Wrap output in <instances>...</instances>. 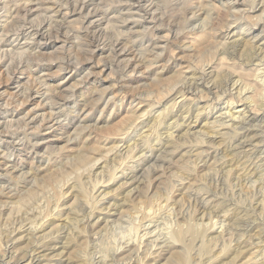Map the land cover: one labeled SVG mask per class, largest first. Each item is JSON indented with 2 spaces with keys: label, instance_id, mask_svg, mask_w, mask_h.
Masks as SVG:
<instances>
[{
  "label": "rangeland",
  "instance_id": "rangeland-1",
  "mask_svg": "<svg viewBox=\"0 0 264 264\" xmlns=\"http://www.w3.org/2000/svg\"><path fill=\"white\" fill-rule=\"evenodd\" d=\"M263 53L264 0H0V264H264Z\"/></svg>",
  "mask_w": 264,
  "mask_h": 264
},
{
  "label": "bare ground",
  "instance_id": "bare-ground-1",
  "mask_svg": "<svg viewBox=\"0 0 264 264\" xmlns=\"http://www.w3.org/2000/svg\"><path fill=\"white\" fill-rule=\"evenodd\" d=\"M24 1H26V0H24ZM56 1V0H55ZM19 2V1H18ZM85 2V1H84ZM3 3V2H2ZM27 3V2H26ZM39 3L36 1V2H34V3H32V6H34V9H37L38 7L36 6V5H38ZM88 4V3H87ZM30 5V4H29ZM24 6V8H25V5H23ZM47 8L49 7V8H51V7H53V6H46ZM41 9H42V7H41ZM53 9V8H52ZM73 9V8H72ZM27 10L28 11H30V10H32V8H30V7H27ZM51 10V9H50ZM54 10V9H53ZM43 11V10H42ZM75 11V10H74ZM25 13V12H24ZM89 13V12H88ZM121 13V12H120ZM90 14V13H89ZM152 15V14H151ZM23 16H25V15H23ZM87 16H88V14H87ZM86 16V17H87ZM50 17V16H49ZM163 20V19H162ZM173 21V20H172ZM14 22V21H13ZM41 22V21H40ZM62 22V21H61ZM4 24V23H3ZM60 25H62V23H59ZM58 24V25H59ZM59 25V26H60ZM58 27V26H57ZM31 28V27H30ZM23 29V28H22ZM25 29V28H24ZM22 30V33L24 34V32L26 31V30ZM4 30V29H3ZM21 30V29H20ZM61 30V29H60ZM6 32V31H5ZM18 32V31H17ZM22 33H20V34H22ZM36 34H38V35H44L45 33L43 32V31H41V29H39V30H37L36 31ZM116 41V40H115ZM37 43H39V42H37ZM41 43V42H40ZM21 47V46H20ZM123 49V48H122ZM25 51V50H24ZM129 52V51H128ZM264 54V53H263ZM262 56V55H261ZM1 58V57H0ZM258 63V62H257ZM138 64V63H137ZM116 66V65H115ZM8 68V67H7ZM17 69H19V65H16V67L14 66V68L11 70V74H15V72H16V70ZM21 69V68H20ZM261 71V70H260ZM224 75V74H223ZM263 81H264V78H263ZM40 82V81H39ZM47 85V84H46ZM45 85V86H46ZM238 86V85H237ZM43 92V91H42ZM22 95V94H21ZM38 95V94H37ZM48 95V94H47ZM242 95V94H241ZM237 96V95H236ZM68 99V98H67ZM39 103V102H38ZM37 103V104H38ZM51 107V106H50ZM62 108V107H61ZM50 110V109H49ZM52 110V109H51ZM220 111V110H219ZM232 112V111H231ZM200 113V112H199ZM230 113V112H229ZM56 114V113H55ZM234 114V113H233ZM233 114H231V115H233ZM2 115V114H1ZM235 115V114H234ZM237 115V114H236ZM195 116V115H194ZM175 117V116H174ZM233 117H235V116H233ZM176 118V117H175ZM237 118V117H236ZM234 120V119H233ZM238 120V119H237ZM216 122V121H215ZM264 123V122H263ZM154 125V124H153ZM247 128V127H246ZM212 130V129H211ZM6 132V131H5ZM207 132V131H206ZM217 133V132H216ZM224 133H226V132H224ZM211 134V133H210ZM243 134V133H242ZM241 134V135H242ZM256 134V133H255ZM252 135V134H251ZM261 135V134H260ZM206 137V136H205ZM221 139V138H220ZM199 140V139H198ZM16 142V141H15ZM17 143V142H16ZM171 143V142H170ZM262 143V142H261ZM165 144V143H164ZM179 144V143H178ZM210 144V143H209ZM205 145V144H204ZM172 147V146H171ZM246 147V146H245ZM192 149V148H191ZM213 149V148H212ZM254 149V148H253ZM200 151H201V149H200ZM128 152V151H127ZM141 152V151H140ZM224 153V152H223ZM163 154V153H162ZM252 155V154H251ZM257 156V155H256ZM143 157V156H142ZM161 157V156H160ZM250 157V156H249ZM264 157V156H263ZM249 159V158H248ZM194 160V159H193ZM264 160V159H263ZM160 161V160H159ZM240 161V160H239ZM162 163V162H161ZM195 163V162H194ZM224 163V162H223ZM132 164V163H131ZM256 166V165H255ZM257 168V167H256ZM228 168H226V170H227ZM225 170V171H226ZM232 170V169H231ZM227 172V171H226ZM126 173V172H125ZM228 173V172H227ZM237 173V172H236ZM245 173V172H244ZM258 173V172H257ZM143 174V173H142ZM183 175V174H182ZM181 175V176H182ZM230 175V174H229ZM261 175V174H260ZM259 177V176H258ZM257 178V177H256ZM130 179V178H129ZM244 180V179H243ZM79 181H80V179H79ZM129 181V180H128ZM127 181V182H128ZM78 183V182H77ZM253 183V182H252ZM245 184V183H244ZM136 185V184H135ZM249 185V184H248ZM251 186V185H250ZM81 187V186H80ZM241 187V186H240ZM242 188V187H241ZM128 190H130V189H128ZM11 192V191H10ZM243 192V191H242ZM195 198V197H194ZM203 198V197H202ZM256 198V197H255ZM263 198H264V196H263ZM196 201V200H195ZM261 202V201H260ZM201 203H203V202H201ZM259 203V202H258ZM172 204V203H171ZM198 205V204H197ZM205 206V205H204ZM262 206H263V204H262ZM260 207V206H259ZM224 208V207H223ZM71 210V209H70ZM205 210V209H204ZM147 212V211H146ZM226 212V211H225ZM149 214V213H148ZM217 214V213H216ZM238 214V213H237ZM163 216V215H162ZM222 217V216H221ZM235 217V216H234ZM214 218V217H213ZM223 224V223H222ZM143 226V225H142ZM189 226V225H188ZM221 226V225H220ZM37 227V226H36ZM196 227V226H195ZM213 228V227H212ZM157 229V228H156ZM184 229V228H183ZM27 230H29V229H27ZM56 231V230H55ZM161 231V230H160ZM260 231V230H259ZM191 232H194V229H191ZM190 232V233H191ZM220 232V231H219ZM144 233H146V232H144ZM143 233V234H144ZM155 233V232H154ZM195 233V232H194ZM53 234V233H52ZM193 234V233H192ZM44 235V234H43ZM181 235V232H175V234L173 233L172 234V236L174 237V239L176 238L177 239V237L178 236H180ZM149 236V235H148ZM251 236V235H250ZM165 237V236H164ZM46 238V237H45ZM53 238V237H52ZM67 238V237H66ZM17 239V238H16ZM18 239H19V237H18ZM159 240V239H158ZM184 240V239H183ZM150 241V240H149ZM168 241V240H167ZM254 241V240H253ZM163 242H164V240H163ZM185 242V241H184ZM24 243V242H23ZM166 243V242H165ZM169 243V242H168ZM64 244V243H63ZM141 245V244H140ZM160 245V244H159ZM52 246H54L53 244H51V243H44V244H42V245H40L39 247H37L36 249H42V250H40V251H37V252H40L41 253V251H44V249L46 250V249H48V248H50V247H52ZM147 246V245H146ZM153 246V245H152ZM23 247V246H22ZM124 248V247H123ZM134 248V247H133ZM121 249V248H120ZM154 249V248H153ZM27 250V249H26ZM25 250V251H26ZM150 250V249H149ZM158 250V249H157ZM242 250V249H241ZM249 250V249H248ZM36 251V250H35ZM239 251V250H238ZM243 251V250H242ZM36 252V253H37ZM45 253V252H44ZM125 253V252H124ZM42 254V253H41ZM14 255V254H13ZM37 255V254H36ZM182 255V254H181ZM180 255V256H181ZM34 256V255H33ZM41 255H39V257H40ZM28 257V256H27ZM30 257V256H29ZM183 256H181V258H182ZM36 258V259H35ZM184 258V257H183ZM40 259H41V257H40ZM38 260V257L36 256V257H30V259L29 260H27V263L26 264H30V262L32 263L33 261H34V263H36L35 261H37ZM126 260V259H125ZM180 260V259H179ZM103 261V260H102ZM181 261V260H180ZM46 262V261H45ZM245 264V263H244Z\"/></svg>",
  "mask_w": 264,
  "mask_h": 264
}]
</instances>
